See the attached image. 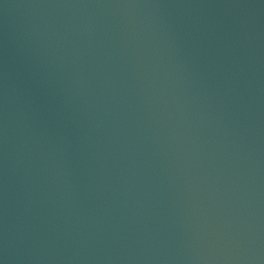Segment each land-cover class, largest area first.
Wrapping results in <instances>:
<instances>
[{
	"label": "water",
	"instance_id": "95a60500",
	"mask_svg": "<svg viewBox=\"0 0 264 264\" xmlns=\"http://www.w3.org/2000/svg\"><path fill=\"white\" fill-rule=\"evenodd\" d=\"M0 264H264V0H0Z\"/></svg>",
	"mask_w": 264,
	"mask_h": 264
}]
</instances>
